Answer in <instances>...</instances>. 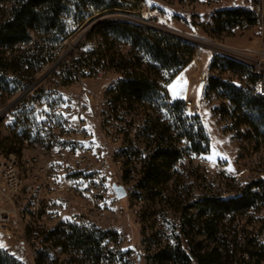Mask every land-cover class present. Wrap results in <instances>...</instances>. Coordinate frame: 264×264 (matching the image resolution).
Returning a JSON list of instances; mask_svg holds the SVG:
<instances>
[{
    "label": "rangeland",
    "instance_id": "obj_1",
    "mask_svg": "<svg viewBox=\"0 0 264 264\" xmlns=\"http://www.w3.org/2000/svg\"><path fill=\"white\" fill-rule=\"evenodd\" d=\"M132 3L136 5V9L97 13L74 29L54 52L52 51L54 60L31 78L19 77L27 82L25 88L9 97L0 90V96L5 99L0 110L7 106L9 108L0 116V159L11 152L21 160L35 156L40 163L47 166H50L52 161L54 163L58 147L66 143L60 134L62 107L66 99L71 100L73 110H82L84 113L82 118L92 137V146L99 148L102 155L107 156V196H111L110 186L113 184L133 191L131 198V195H128L127 199H110L112 203L102 214L91 212L84 200L63 194L71 202V207L78 208L91 219L84 228L115 234L114 240L104 238L101 241V247L109 252L113 264H154L153 257L160 252L169 254L171 258V261L163 264H193L192 259L186 262L183 257H190L189 249L199 254L220 244L214 238L194 236V233L189 234L187 242L181 224L183 217L191 210L185 212V208L203 196H233L242 186L256 178L264 177V140L249 135V127L239 126V114L235 106L223 97L224 92L221 90L211 91L209 82L211 78H216L248 92L249 87L244 76L229 71L222 57L229 56L226 58L243 64L241 60L264 74V46L256 27L235 29L236 34L234 30L221 31L216 22L219 10L212 9L215 7V0H143L140 3ZM259 11L264 15L262 6ZM122 23L177 37L190 47L207 41L206 44L218 51L215 55L206 51L184 63L186 68L170 82L171 72L158 69L157 64L139 48L131 47L123 39H116L113 44L104 45L99 42V36L91 35L93 30L101 26ZM65 24L66 30L69 29L70 20H66ZM255 31L258 37L255 36ZM30 35L33 37L34 33L30 32ZM256 38L258 44L254 45ZM98 45L105 47L112 57L150 69L148 75L158 85V102L152 106H134L135 111L127 118V121L130 120L134 124L133 127L139 130L136 139L125 141L119 135H110L105 129L106 123L101 116L102 101L105 88L113 81L115 72L101 69L94 73L84 65V60H88L90 53ZM20 47L27 48L26 44H20ZM61 58V64L50 75L42 76ZM69 69H76L83 75L80 79L70 81ZM31 87L34 89L27 92L15 105H10L19 94ZM11 88L12 86H9L8 89ZM167 88L172 99H186L183 103L192 101L190 107H186L184 103L182 117L197 115L200 118L209 140L207 154H195L190 151L187 142L180 138L175 119L165 110L166 104L174 102L169 98ZM154 125H170L168 135L173 147L180 151V158L166 173L168 180L160 185V193L155 192V196L139 187L142 179L140 167L130 165L127 167L128 175L124 177L122 163L118 165L113 161L123 148L129 153L136 151L143 163L155 147L152 130ZM25 139L28 140L27 144ZM121 161L123 162L124 158ZM97 162L95 157L91 160V165L96 166ZM23 198L17 197V208L24 201ZM233 216V226H236L238 232V245L246 247L244 243L247 237L252 241L255 239L257 247L264 249V207L251 208L243 214ZM17 218L21 230L17 235L23 238L24 228L30 221L26 216ZM45 225H54V220L49 223L47 221ZM242 230L245 233L242 234ZM0 251L18 264L38 262L33 247L9 241L2 234ZM56 257L57 264L73 262L69 257V249H58ZM243 257L247 260L246 251ZM99 264L105 262L101 261Z\"/></svg>",
    "mask_w": 264,
    "mask_h": 264
},
{
    "label": "trees",
    "instance_id": "obj_2",
    "mask_svg": "<svg viewBox=\"0 0 264 264\" xmlns=\"http://www.w3.org/2000/svg\"><path fill=\"white\" fill-rule=\"evenodd\" d=\"M142 1L0 0V4H9L6 8H0V90L9 97L25 88L27 82L19 77L31 78L47 63L54 60L55 55H51L52 51L54 52L74 29L90 17L105 11L134 10L136 5L132 2ZM242 19H247L250 27L253 26V15L246 9H222L218 12L216 22L221 31L229 32L232 31L230 28L233 23H239ZM66 20L71 22L67 30ZM30 32L34 33V40ZM92 34L99 36V42L104 45H111L116 39H123L131 47L139 48L152 62L157 64L158 69L170 71L171 80L184 68V59L190 57L193 51L188 44L177 37L128 23L107 24L93 30ZM20 44H26L27 48H21ZM45 45L49 46L48 50L44 48ZM222 59L229 71L244 76L249 91L236 89L216 78L210 79L211 91L224 92L223 97L235 106L239 114V126L249 127L251 129L249 135L264 140V97L255 91L258 76L244 63H236L234 60L223 57ZM84 65L94 73L101 69H116L124 74L122 81L106 91V96L110 98L112 111L123 110L122 120L127 119L135 111L134 106H152L160 98L157 83L148 75L150 69L143 68L141 64L112 57L101 45L94 48L88 60H84ZM82 75L76 69L68 71L70 81L80 79ZM9 86L12 88L8 89ZM4 101V97L0 96V106ZM183 106L184 103L181 100H174L172 104L165 105V110L175 119L180 138L187 142L190 151L198 155L207 154L209 140L202 121L197 115L183 118L181 113ZM188 121L192 123L187 124ZM133 125L130 120L125 122L123 140L136 139L139 136V130L136 134H131ZM152 130L155 147L143 163L136 151L129 153L123 148L116 157L124 158L123 176L127 177L129 171L127 167L136 166L129 154L135 155L142 169L139 187L155 196V192L160 193V185L168 180L166 173L180 158V151L173 147L168 135L170 125H154ZM258 207H264V177L256 178L242 186L233 196L224 197L216 194L203 196L192 202L185 208V212L191 211L183 217L181 224V230L187 242H189V234L194 233V236L214 238L220 245L199 254L189 249L190 257L183 256L186 262L192 259L193 264H264V249L257 247L255 239L252 241L247 237L244 243L246 247L239 246L236 237L238 232L236 226H233L234 214H243L251 208ZM241 232L245 233L244 230ZM113 237L115 234L110 231L96 232L75 226H72L69 233L65 235L60 226H55L53 231L47 235L46 240L53 243V248L69 249V257L73 259L72 263L99 264L104 261L105 264H113L109 252L101 247V241L104 238L114 240ZM73 251L79 252L81 258L75 259L72 256ZM244 251H246L247 260L243 257ZM37 258V264H47L46 257L38 255ZM169 261H171L170 255L164 252L157 253L153 257L154 264ZM0 264L18 263L0 251ZM53 264H57V257Z\"/></svg>",
    "mask_w": 264,
    "mask_h": 264
},
{
    "label": "built area",
    "instance_id": "obj_3",
    "mask_svg": "<svg viewBox=\"0 0 264 264\" xmlns=\"http://www.w3.org/2000/svg\"><path fill=\"white\" fill-rule=\"evenodd\" d=\"M260 6L264 8V0H250L247 10L253 15V26L258 29L261 43L264 46V15L259 11ZM247 27H250L248 20L242 19L239 23H233L230 29L233 31ZM32 40H34L33 37ZM206 43L208 42L202 41L201 44L191 47L192 55L185 58L183 62H189L206 51L217 54L215 52L218 50L206 46ZM44 48L48 50L49 46L45 45ZM226 57L229 56H224ZM249 68L259 78L255 85L256 93L264 97V74L250 65ZM111 71L115 72V77L107 84L104 99H110L106 96V91L124 78L122 72L116 69H111ZM185 106H192V101L188 100ZM83 114L82 110L76 112L73 110L71 100H65L61 116H66V124H60V134L66 143L58 147V158L56 163L49 168V172L41 171V163L35 156H32V160L22 158V161H15V165H8L2 157L0 159V234L14 243L33 247L34 255L46 257L47 264H53L58 250V248H53L50 240H46L47 235L53 231L55 226H60L67 235L72 226L85 227L91 221L83 211L71 207V202L63 194L84 200L91 208V212L97 214L106 212L112 203L110 199L118 201L114 196L112 186H110L111 196H104V189H109L106 183L107 156L102 155L99 148L92 146V137L85 127ZM101 116L103 122L106 123V131L110 135L122 137L127 119L122 120L121 115H117L116 111L113 112L111 108L110 111L101 110ZM132 131H137V129L132 127ZM95 157L98 162L96 166H92L91 160ZM121 159L114 157L113 161L120 165ZM131 161L134 165L140 166L139 159L135 155H131ZM125 191L124 199H127L132 191L127 189ZM18 196H23L24 201L17 208L15 201H19ZM18 216L22 218L26 216L30 221L24 228L23 238L17 235L21 232ZM41 218H48V223L54 220V225H41ZM72 256L75 259L81 258L77 251H73Z\"/></svg>",
    "mask_w": 264,
    "mask_h": 264
},
{
    "label": "bare ground",
    "instance_id": "obj_4",
    "mask_svg": "<svg viewBox=\"0 0 264 264\" xmlns=\"http://www.w3.org/2000/svg\"><path fill=\"white\" fill-rule=\"evenodd\" d=\"M9 6V4L7 3H5L4 5L3 4H1V7H8ZM9 9V8H8ZM6 10V9H5ZM206 46H209L210 47V45L209 44H205ZM214 49V48H213ZM216 50V49H215ZM61 62H62V58L61 59H59V60H57L54 64H52L44 73H43V75L42 76H48V75H50L54 70H55V68L56 67H58L60 64H61ZM240 62H242V63H244V64H246V65H248L247 63H245V62H243V61H241L240 60ZM249 66V65H248ZM41 76V77H42ZM40 79V78H39ZM32 89H34V87H31L29 90H27V91H25L24 93H21V94H19L14 100H12L11 102H10V105L12 106V105H15L17 102H18V100H20L21 98H23L24 96H25V94L27 93V92H30ZM185 103V102H184ZM186 103H188V101H186ZM102 107H103V111H110V99H104L103 101H102ZM6 110H8V109H6ZM122 111L123 110H121V109H118L117 111H116V113H117V115H121L122 114ZM3 114V112H0V116ZM60 124H66V116H61V118H60ZM137 133V131H132L131 132V134L132 135H134V134H136ZM24 142L27 144V139H25L24 140ZM58 150V149H57ZM131 155H129V157H130ZM56 160H57V158H58V151H57V153H56ZM131 158V157H130ZM2 160H4V162H8V165H15V161H22L21 160V158L19 159V157H17L15 154H13L12 155V153H10V154H8V155H6V156H4L3 158H2ZM24 160H32V156L31 157H29V158H26V159H24ZM37 160H38V157H37ZM54 163H56V161L54 162ZM122 163V162H121ZM53 165V161H52V163H51V165L50 166H47V165H45V164H42L41 163V171L42 172H49V168H51V166ZM109 195V194H108ZM128 195H132V194H128ZM104 196H107V189H104ZM48 221V218H41V225H45V223Z\"/></svg>",
    "mask_w": 264,
    "mask_h": 264
},
{
    "label": "crops",
    "instance_id": "obj_5",
    "mask_svg": "<svg viewBox=\"0 0 264 264\" xmlns=\"http://www.w3.org/2000/svg\"><path fill=\"white\" fill-rule=\"evenodd\" d=\"M248 2H249V0H215V3L213 4L214 6V8H212L213 9V11H220V10H222V9H228V10H233V9H246L247 10V8H248ZM224 3H227L226 5L224 4ZM212 11V12H213ZM174 16V15H173ZM175 16H177V15H175ZM175 27H178V26H176L175 25ZM179 28V27H178ZM249 28H255L254 26H251V27H249ZM235 31V30H234ZM233 32V31H232ZM237 32L235 31L234 32V34H236ZM234 34H232V35H234ZM255 36H257L258 37V34H257V31H255ZM258 44V38H256L255 39V41H254V45H257ZM186 68V67H185ZM185 68H183L180 72H182ZM179 72V73H180ZM178 73V74H179ZM177 74V75H178ZM176 75V76H177ZM175 76V77H176ZM174 77V78H175ZM173 78V79H174ZM173 79L170 81V82H172L173 81ZM170 82L168 83V87H169V84H170ZM167 92H168V96H169V98H171V96L169 95V91H168V88H167ZM172 99V98H171ZM172 100H179V99H172ZM184 100H186V99H184ZM184 100H182V101H184ZM83 102V101H82ZM84 104H86V103H84Z\"/></svg>",
    "mask_w": 264,
    "mask_h": 264
},
{
    "label": "water",
    "instance_id": "obj_6",
    "mask_svg": "<svg viewBox=\"0 0 264 264\" xmlns=\"http://www.w3.org/2000/svg\"><path fill=\"white\" fill-rule=\"evenodd\" d=\"M6 109H9L8 106L1 109L0 112L5 113L8 111ZM112 190H113L114 196L117 200H122L126 197V191H125L123 186L113 184Z\"/></svg>",
    "mask_w": 264,
    "mask_h": 264
}]
</instances>
